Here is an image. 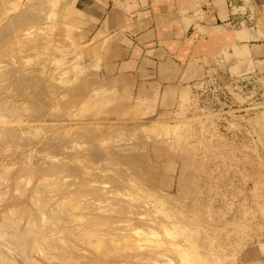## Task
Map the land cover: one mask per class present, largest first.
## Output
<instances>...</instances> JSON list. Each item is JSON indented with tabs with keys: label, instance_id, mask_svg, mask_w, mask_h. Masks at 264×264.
Masks as SVG:
<instances>
[{
	"label": "rangeland",
	"instance_id": "obj_1",
	"mask_svg": "<svg viewBox=\"0 0 264 264\" xmlns=\"http://www.w3.org/2000/svg\"><path fill=\"white\" fill-rule=\"evenodd\" d=\"M66 3L0 0V264H238L264 246V0L233 9L249 58L232 45L134 97Z\"/></svg>",
	"mask_w": 264,
	"mask_h": 264
},
{
	"label": "crops",
	"instance_id": "obj_2",
	"mask_svg": "<svg viewBox=\"0 0 264 264\" xmlns=\"http://www.w3.org/2000/svg\"><path fill=\"white\" fill-rule=\"evenodd\" d=\"M236 2L67 0L66 5L72 23L82 28L75 38L109 41L104 69L107 83L118 94L134 97L143 85L155 87L174 78L179 67L197 61L188 74L208 69L202 60L232 49V45L236 54L249 58L251 31L246 29L237 39L236 32L242 28H235ZM238 264H264V246L246 248Z\"/></svg>",
	"mask_w": 264,
	"mask_h": 264
},
{
	"label": "bare ground",
	"instance_id": "obj_3",
	"mask_svg": "<svg viewBox=\"0 0 264 264\" xmlns=\"http://www.w3.org/2000/svg\"><path fill=\"white\" fill-rule=\"evenodd\" d=\"M136 251V250H135Z\"/></svg>",
	"mask_w": 264,
	"mask_h": 264
}]
</instances>
